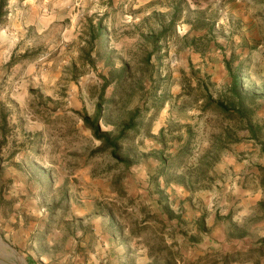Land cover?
<instances>
[{
    "label": "rangeland",
    "instance_id": "rangeland-1",
    "mask_svg": "<svg viewBox=\"0 0 264 264\" xmlns=\"http://www.w3.org/2000/svg\"><path fill=\"white\" fill-rule=\"evenodd\" d=\"M99 106L115 147L85 123ZM17 255L264 264V0H0V264Z\"/></svg>",
    "mask_w": 264,
    "mask_h": 264
},
{
    "label": "trees",
    "instance_id": "trees-1",
    "mask_svg": "<svg viewBox=\"0 0 264 264\" xmlns=\"http://www.w3.org/2000/svg\"><path fill=\"white\" fill-rule=\"evenodd\" d=\"M101 30H102V27L99 26V27H98V30H97L96 33H98V35H99L100 37H103V34H102V31H101ZM101 114H102V107L99 106V107H98V112H97V114H96V116H95V119H91V118H90L89 116H87V115L84 116L85 123H86L87 125H89V126L93 129V131H94V133H95L96 136L100 137V138H101L106 144H112V145H114V147H115V146H117V144H116V140H114V139L111 137L110 134H104V133L102 132V130H101L99 124H98L99 119H100V117H101ZM28 259H29L30 262L32 261L31 257H29ZM32 264H34V263H32Z\"/></svg>",
    "mask_w": 264,
    "mask_h": 264
},
{
    "label": "bare ground",
    "instance_id": "bare-ground-1",
    "mask_svg": "<svg viewBox=\"0 0 264 264\" xmlns=\"http://www.w3.org/2000/svg\"><path fill=\"white\" fill-rule=\"evenodd\" d=\"M17 257L19 258L21 264H28V263L24 260L23 257H21V256H19V255H17Z\"/></svg>",
    "mask_w": 264,
    "mask_h": 264
}]
</instances>
